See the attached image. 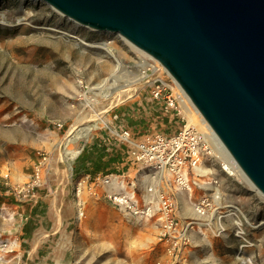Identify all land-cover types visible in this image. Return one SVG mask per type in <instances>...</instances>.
<instances>
[{"label":"rangeland","instance_id":"obj_1","mask_svg":"<svg viewBox=\"0 0 264 264\" xmlns=\"http://www.w3.org/2000/svg\"><path fill=\"white\" fill-rule=\"evenodd\" d=\"M27 14L31 17L19 25L0 26V179L12 183V173L22 176L19 183H28L33 169L28 160L35 161L39 153L46 156L39 190H48L52 199L57 192V216L47 226L51 233L55 232L53 248L58 244L59 251L52 255L53 259L62 257L68 264H187L189 260L197 264H264V201L239 180L224 177L213 163L203 166L210 171V179L206 180L210 183L217 179L221 183L223 204L237 207L245 217V221L240 217L243 231L240 235L235 233L232 217L222 220L220 227L224 232L219 236L214 230L217 224L212 230L195 227L184 248L195 250L185 262L184 249L170 256L157 240L149 248L135 249L136 233L142 231L134 227L156 231L154 222L132 225L102 198L96 200L86 190L76 195L78 178L72 179L70 165L76 158L66 159L69 176L59 189L54 178L57 148L72 127L77 122L91 125L90 119L96 116L111 125L114 110L148 92L150 84H140L134 94L130 92L140 83L134 64L140 71L144 64L116 37L108 39L78 28L43 4L0 0V19L15 24ZM82 42L107 44L116 60L101 58ZM117 61H126L123 64L127 68L119 69ZM170 88L177 93L172 82ZM56 124L63 128L58 130ZM107 131L98 128L87 138ZM85 141L79 139L67 150L78 156ZM203 194L197 191L193 199ZM188 207L190 211L183 212L182 219L195 220L192 206ZM13 261L14 258L5 260L4 264Z\"/></svg>","mask_w":264,"mask_h":264},{"label":"water","instance_id":"obj_2","mask_svg":"<svg viewBox=\"0 0 264 264\" xmlns=\"http://www.w3.org/2000/svg\"><path fill=\"white\" fill-rule=\"evenodd\" d=\"M20 1L158 63L264 198V0Z\"/></svg>","mask_w":264,"mask_h":264},{"label":"built area","instance_id":"obj_3","mask_svg":"<svg viewBox=\"0 0 264 264\" xmlns=\"http://www.w3.org/2000/svg\"><path fill=\"white\" fill-rule=\"evenodd\" d=\"M142 73L148 77L150 84L149 95L153 101L160 104L165 114L174 115L181 128L173 134L165 135L155 133L133 141L130 133L123 130L115 133L114 137L121 144L128 147L129 158L143 171H146L150 179L157 183L156 187L150 186L145 190L149 198L141 199L134 191L131 193H104L101 197L112 206L124 218L133 220H156L159 223V242L164 245L165 251L172 256L174 252H180L189 244L190 232L196 227L212 230L217 224L215 235L224 232L220 227L222 220L232 217L235 219V233L242 234L241 211L232 205L223 204L221 183L217 179L210 183H198L201 179L199 169L204 165L213 163L226 178H232L231 171L226 169L224 159L215 154L206 140V133L194 120L188 123L189 113L186 106L177 93L170 88L172 82L166 72L159 65L155 70V64L144 63ZM58 130L63 127L56 124ZM32 167V175L27 185L16 193L34 195L42 186V171L45 166L46 156L37 155ZM234 166L235 163H234ZM237 167V166H236ZM108 180L101 176L80 178L75 186V193L79 195L81 190L100 199L97 193L102 185H107ZM203 192L197 199L191 200V206L196 217L195 220H184L179 217L180 206L177 195L185 194L191 197L195 192ZM83 213H79L82 217Z\"/></svg>","mask_w":264,"mask_h":264},{"label":"crops","instance_id":"obj_4","mask_svg":"<svg viewBox=\"0 0 264 264\" xmlns=\"http://www.w3.org/2000/svg\"><path fill=\"white\" fill-rule=\"evenodd\" d=\"M114 112L115 115L110 120L111 125L108 124L109 131L107 133H93L89 138L84 139L86 141L81 145L79 155L76 156V159L74 158L75 161L70 162L71 177L72 179L77 177L79 180L85 177L101 176L103 179H107L108 184L102 185L97 192L100 198L104 193H131L133 191L141 199L149 198L150 196L146 195L145 190L150 186L156 187L157 183L153 182L148 173L129 158L128 147L117 141L114 134L126 130L130 133V138L137 141L155 133L173 134L181 128V124L174 115L165 114L160 104L152 100L149 88L148 92H143L135 99L125 103L123 107L116 108ZM28 162L31 166L34 158L29 159ZM209 174L210 171L199 169L201 179L198 180V183L201 185L209 183L206 180L210 179L208 178ZM1 175L2 173H0ZM9 176L12 183H3V180L0 179V264H4L5 260L9 261L12 258L14 261L10 264H68L66 259H61L62 257L57 260L52 256L56 255L59 250H56L57 243L54 244V248L51 244L55 232L51 233L50 227L47 228L53 200L50 197L51 193L43 188L34 195L17 194L18 189L24 188L27 183H19L18 179H22V176L18 177L12 173ZM198 190L200 189L195 187L194 194ZM192 199L193 195L191 197L185 194L177 195L181 219L183 212L190 211L188 206L191 207ZM125 219L132 225L149 222L156 224V231L145 226L134 227L135 230L144 232L136 233L134 241L136 250L144 247L149 248L156 240L159 242L160 228L156 220ZM50 222L51 219L49 225ZM192 233L193 231L190 232V238ZM194 250L191 247L184 249L182 254L184 262L187 260L186 257H191ZM153 262L149 261V264H153ZM187 264L197 263L189 260Z\"/></svg>","mask_w":264,"mask_h":264},{"label":"bare ground","instance_id":"obj_5","mask_svg":"<svg viewBox=\"0 0 264 264\" xmlns=\"http://www.w3.org/2000/svg\"><path fill=\"white\" fill-rule=\"evenodd\" d=\"M27 15L28 16L25 17V18L19 19L15 24H11V22H8L4 18H1L0 19V26H2V27H12V26L19 25V24H21V21H25L26 19L31 17L30 14H27ZM115 37L120 42H122V44H124L127 47H129V49L131 51H133L135 54H137L139 56V58H140V62H144V63H147V64H150V63L151 64H155V70H157V71L159 70L158 63H156L155 61H153L152 59H150L146 55L140 53L139 51H137L136 49L131 47L126 41H124L119 36H115ZM82 45H84V47H86L88 49L93 50L94 52H97V54H99V56L101 58H109V59L116 60L114 54L112 53L110 48L105 43H101V42H99V43L98 42H82ZM121 62L122 63L117 61V67L119 69L120 68H127L124 65L125 64L124 62H126V61H121ZM134 65H136V69L134 68V70H135V72H136V74L138 76L137 78L140 81V83L137 85V87L135 89L130 90V92L132 94H134L139 89V85L140 84L149 83V81L147 80L148 77H146L140 70L137 69L139 67L138 64L135 63ZM118 68L115 70V72L118 71ZM165 75H167V73ZM172 83H173V85L175 86V88L177 90V94H178L179 98L185 104L187 113H189V111H191V113L193 114V117L195 116V118H196L195 120L198 121L200 126L205 131L206 140L209 143L210 147L214 150L215 154H218L221 159H224L225 163H228V164H226L227 165L226 169L231 171V174H232V176L235 179L239 180L246 187H248L251 191H254L262 200H264L262 195H260L258 193V191L251 185V183L246 179V177L242 174V172L238 169V167L234 166V162L231 159V157L228 155V153L225 151V149L221 146L219 141L216 139V137L213 135V133L209 130V128L206 126V124L201 120V118L196 113V111L192 109L191 105L185 99L183 94L178 90V87L176 86V84L173 81H172ZM102 98H106V95H103ZM193 117L189 113V117H188L189 122L188 123L194 122V118ZM90 120L92 121L91 122L92 124L88 125V126H83L84 124L79 125V122H77L72 127L71 131H69L67 133V136L64 138L63 142L57 148V155H56V157H57V165L54 168V170H55L54 178L56 179V183L59 184V189L63 187V183H66L65 180L69 176L68 175V170H67V168L65 166L66 159L68 158V161H70V160H73L74 158H76V156H77L76 153L68 151L67 150V146L69 144H71V143L76 142L79 139H86L92 131H95L98 128L104 127L106 129H108V127H109L107 120L103 121L102 119H100L97 116H96L95 119H93V120L90 119ZM82 123H84V122H82ZM56 193L54 194V199H53V202H52V208L50 209L49 221L53 217L57 216L56 210H57V201L58 200H57V196H56L57 194ZM242 216H243V214H242ZM243 219L245 221V217L244 216H243ZM49 221H47V226L49 224ZM42 239H43V237H42Z\"/></svg>","mask_w":264,"mask_h":264}]
</instances>
